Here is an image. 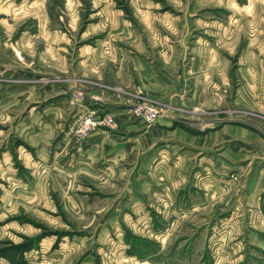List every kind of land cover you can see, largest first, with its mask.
<instances>
[{"label":"rangeland","instance_id":"374dc122","mask_svg":"<svg viewBox=\"0 0 264 264\" xmlns=\"http://www.w3.org/2000/svg\"><path fill=\"white\" fill-rule=\"evenodd\" d=\"M169 45L180 65L164 70ZM250 50L264 57V0H0V264H264V215L235 223L226 197L184 214L179 207L201 196L191 189L163 217L148 207L153 195L130 190L125 156L116 164L104 149L98 159L89 144L114 134L126 113L145 125L163 116L192 134L225 122L264 137L258 97L242 87ZM114 51L139 54L172 83L195 57L205 70L217 56L228 77L218 79L220 106L199 116L176 95L152 96L129 61L134 81L114 80ZM92 53L97 63L83 61ZM146 105L158 114L150 123L137 113Z\"/></svg>","mask_w":264,"mask_h":264},{"label":"crops","instance_id":"0c3cea01","mask_svg":"<svg viewBox=\"0 0 264 264\" xmlns=\"http://www.w3.org/2000/svg\"><path fill=\"white\" fill-rule=\"evenodd\" d=\"M30 9V16L35 19L43 15L41 6ZM163 17L167 18L166 15ZM40 32L41 27L36 30V38L40 36ZM175 50L176 45L166 46L162 50L165 59L162 64L164 70L180 65ZM253 54L256 56L250 50L249 54L245 55V58L249 56V62L245 63L242 70L245 76L248 75L249 83L244 79L242 87H246V96L252 97L255 102V97H258L256 102L258 106L253 109L264 114V86L263 84L260 86L264 80V57H254ZM92 55L93 53L86 56L83 61L96 62ZM110 59L118 60L117 64H119V66L116 64L107 66L109 75L114 80L134 81L133 76L128 74V70H124V63L129 61L130 72L136 73L139 79L144 77L142 81L146 83V90L150 95H176L179 106L187 109L194 108L195 115L203 116L207 110L220 106L218 79L227 83L228 77L225 71H219L217 56L209 57L205 70L203 66L200 70L196 69L198 58L195 57L194 67L185 68L184 72L182 68L181 76L173 83L170 78L161 77L149 61L140 60L139 54L130 55V57L117 56V51H114L111 52ZM96 63L95 68H97ZM102 64L103 61H99V73L102 72ZM94 71L92 67H89L90 74ZM126 114L122 116L119 114L117 118L119 128L114 134L107 136L99 133L94 137L91 136L89 144L99 145L98 159L102 158L105 149L104 157L112 161L109 155H113L116 164L124 156L127 158L126 162L130 161L128 165L131 177L130 190L140 200L145 194L153 195L155 203L148 205L153 211L161 213L160 215L164 217L163 213L170 210L171 206L173 208L174 199L180 190L189 196L190 190L193 189L200 192L201 196L199 201H190L179 207L184 214L196 213L206 208L209 203L215 206L216 201L226 197L227 209H231L230 217H236L235 223L245 221L246 216L248 217L246 222L250 224L252 216L264 215V137L225 122L221 125L216 123L217 126L213 129L205 131L200 129L199 132L192 134L181 127L177 131L169 129L171 120L163 116L158 117L156 124L145 125ZM202 121L205 122L206 119ZM167 132H173L175 137H170ZM83 159H86L85 155ZM156 193L160 195L156 196ZM225 193L227 195H224ZM179 200L181 202V198ZM136 207L141 208L139 202ZM132 214L134 211L131 210Z\"/></svg>","mask_w":264,"mask_h":264},{"label":"built area","instance_id":"2783aa9c","mask_svg":"<svg viewBox=\"0 0 264 264\" xmlns=\"http://www.w3.org/2000/svg\"><path fill=\"white\" fill-rule=\"evenodd\" d=\"M138 115H140L141 117H143V119L145 121H147L148 123L152 122L155 120V118L157 117V111L156 109H154V107L152 106H141L138 108L137 110ZM102 124H106V125H113V120L108 117V116H104L100 119L99 121ZM85 123L89 126L90 124L89 121H85Z\"/></svg>","mask_w":264,"mask_h":264}]
</instances>
